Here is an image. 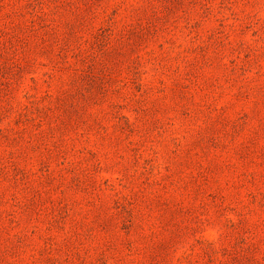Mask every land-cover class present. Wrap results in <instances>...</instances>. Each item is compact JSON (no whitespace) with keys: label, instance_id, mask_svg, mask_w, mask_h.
Here are the masks:
<instances>
[{"label":"rangeland","instance_id":"1","mask_svg":"<svg viewBox=\"0 0 264 264\" xmlns=\"http://www.w3.org/2000/svg\"><path fill=\"white\" fill-rule=\"evenodd\" d=\"M0 264H264V0H0Z\"/></svg>","mask_w":264,"mask_h":264}]
</instances>
